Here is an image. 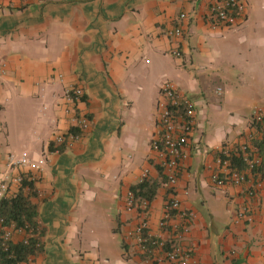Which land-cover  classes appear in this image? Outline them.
Returning a JSON list of instances; mask_svg holds the SVG:
<instances>
[{
  "label": "crops",
  "instance_id": "0c3cea01",
  "mask_svg": "<svg viewBox=\"0 0 264 264\" xmlns=\"http://www.w3.org/2000/svg\"><path fill=\"white\" fill-rule=\"evenodd\" d=\"M211 1L0 0V180L20 172L10 155L46 158L33 174L42 248L21 264H147L125 239L135 213L125 211L124 198L149 169L159 184L151 211L156 228L168 193L151 140L166 80L197 104L178 183L182 205L196 214L189 240L197 264H264V178L251 223L237 217L245 185L221 188L212 179L220 147L251 132L264 176V124L252 118L264 104L242 113L233 106L240 102L235 94L244 102L264 96V0H245L246 20L218 33L206 20ZM182 12L188 18L175 39L166 32ZM235 39L245 50L229 47ZM232 79L238 82L230 85ZM74 84L84 87L91 126L56 153L50 142L65 126L60 98ZM24 238L15 232L13 242Z\"/></svg>",
  "mask_w": 264,
  "mask_h": 264
},
{
  "label": "built area",
  "instance_id": "2783aa9c",
  "mask_svg": "<svg viewBox=\"0 0 264 264\" xmlns=\"http://www.w3.org/2000/svg\"><path fill=\"white\" fill-rule=\"evenodd\" d=\"M248 15L245 0H212L209 4L206 20L215 32L233 28L244 22ZM188 13L182 12L177 24L166 33L175 39L183 37V23ZM171 54L182 57L179 49ZM59 79H62L60 74ZM222 89L218 88V92ZM61 111L65 115V126H58L50 145L53 152L59 153L63 147H70L79 142L90 129L91 121L83 106L86 101L84 87L80 84L66 86L61 96ZM59 105V102H58ZM195 100L184 93L172 80H166L160 87L157 102L156 130L151 140L154 153L153 163L162 174V185L168 193L156 228L152 224V201L138 197L129 188L124 198L125 211L135 213L132 223L125 231V239L147 264H197V246L189 240L193 220V210L182 205L178 193V183L185 171L186 150L191 143L197 126ZM253 121L264 124V106H258L252 114ZM255 132L243 135L234 145L223 144L217 156L218 170L213 174L216 186L224 188L230 185H245L243 191L247 202L240 207L237 217L248 223L253 222L257 207L259 189L264 176L261 173L263 158L254 145ZM242 162L238 166L235 159ZM45 157L36 158L24 151L19 156L10 155L9 164L20 172L12 177L0 180V201L16 195L23 183L24 176L34 180V173L43 169ZM149 169H144L138 177V183L149 179ZM26 190H29L26 187ZM0 219L2 246L9 251L15 232L23 233L27 241L35 235L33 228L17 227L14 223L4 224Z\"/></svg>",
  "mask_w": 264,
  "mask_h": 264
},
{
  "label": "trees",
  "instance_id": "16d2710c",
  "mask_svg": "<svg viewBox=\"0 0 264 264\" xmlns=\"http://www.w3.org/2000/svg\"><path fill=\"white\" fill-rule=\"evenodd\" d=\"M53 150L52 147H50ZM238 166L242 167V162L238 159L234 160ZM161 174V172H160ZM162 175V174H161ZM163 177L161 179V185ZM26 187L30 189L26 190ZM159 184L156 181L147 179L142 183H137L131 187L138 197L153 201ZM35 196L34 181L28 175L24 176L23 183L16 195L5 198L0 201V219L6 224L14 223L17 227L28 226L34 229L35 235L27 241L12 243L9 251H5L2 246V230L0 227V264H21L29 259L30 256L41 251L42 245L40 241V230L37 224V205L33 202L32 197Z\"/></svg>",
  "mask_w": 264,
  "mask_h": 264
},
{
  "label": "rangeland",
  "instance_id": "374dc122",
  "mask_svg": "<svg viewBox=\"0 0 264 264\" xmlns=\"http://www.w3.org/2000/svg\"><path fill=\"white\" fill-rule=\"evenodd\" d=\"M230 29H232V28H230ZM230 29H224V30H230ZM219 32V31H218ZM217 32V33H218ZM221 32V31H220ZM222 34V33H221ZM220 34V35H221ZM236 41H234V42H228V44H229V47H231V48H235V46L236 47H238V49H244L245 50V44L243 45V44H239L238 43V39H235ZM233 44V47L231 46ZM243 50V51H244ZM248 72H250V71H246V73H248ZM239 71H236V75H238L239 76ZM246 73H243L241 76L245 79V81H246V83L250 86V83H251V78L250 77H248L247 75H246ZM249 74H251V73H249ZM238 81L237 80H233L232 79V82L230 83V85L231 84H236ZM229 85V86H230ZM243 87H244V83H241L239 86H238V88L239 89H242V91L244 90L245 92H243V94H247V95H251V93L249 92L250 90H248L249 89V87H244V89H243ZM241 91V90H240ZM235 97H236V99H240V102L239 103H237L236 101H234L233 102V106L234 107H236V105H237V110H238V112H240V113H242V112H248L249 110H250V106L253 104V103H255V102H257L256 104H260V105H263L264 104V96H262V100H258V99H256V100H250L249 99V97L247 96L246 97V100H245V102H244V100H242L243 99V97L240 95V94H235L234 95ZM252 96V95H251ZM243 104H245V105H247L246 106V108L245 109H242L240 106L241 105H243Z\"/></svg>",
  "mask_w": 264,
  "mask_h": 264
}]
</instances>
